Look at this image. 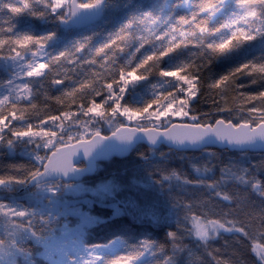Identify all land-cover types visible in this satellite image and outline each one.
Returning a JSON list of instances; mask_svg holds the SVG:
<instances>
[{
  "label": "snow or ice",
  "instance_id": "obj_1",
  "mask_svg": "<svg viewBox=\"0 0 264 264\" xmlns=\"http://www.w3.org/2000/svg\"><path fill=\"white\" fill-rule=\"evenodd\" d=\"M115 7L110 0H0V149L32 165L13 166L22 176L0 177V190L23 186L26 192L7 203L0 198V264H206L193 248L178 243L182 232L214 264H264V0H182L176 7H187L191 15L178 20L169 15L170 0L126 4L123 17L113 21L107 13ZM21 14L52 27L17 30L12 19ZM129 44L135 51L117 68L115 52ZM191 49L199 51L185 57ZM213 60L222 71L209 70ZM205 89L211 108L197 115L194 104ZM38 94L45 107L48 101L60 105L59 113L42 115L34 102ZM73 104L77 110H67ZM223 113L229 116L217 115ZM101 122L114 129L111 136L101 134ZM145 139L152 148L151 155L139 153L148 173L144 201L112 207L142 226L174 223L177 231L166 233L171 253L151 237L132 245L119 226L115 238L88 246V229L102 221L83 205L109 206L121 185L106 181L88 188L83 178L98 160L134 151ZM165 142L179 150L219 143L245 158L218 166L215 153L208 152L202 164H192L189 178L155 161ZM248 153L260 159H247ZM166 160L161 152L160 162ZM166 184L169 194L175 186L192 198L162 211L149 193L163 195ZM89 193L94 200L80 199ZM252 196L260 198L259 211ZM216 204L228 209L222 217ZM237 209L248 223L229 216ZM221 233L247 242L254 259H218L208 246Z\"/></svg>",
  "mask_w": 264,
  "mask_h": 264
},
{
  "label": "trees",
  "instance_id": "obj_2",
  "mask_svg": "<svg viewBox=\"0 0 264 264\" xmlns=\"http://www.w3.org/2000/svg\"><path fill=\"white\" fill-rule=\"evenodd\" d=\"M16 2V0H14ZM110 2L116 7L109 10L107 16L109 19L115 21L123 17L125 13V5L129 3H134L136 5L143 4L147 6L151 0H110ZM173 4V9L169 13V15L174 16L176 20H178L182 16H190L191 13L187 8L181 7L177 8L176 5L181 4L182 0H170ZM199 2V0H197ZM4 15L11 16L12 14L7 13L5 10ZM12 22L15 24L17 30H30L34 33H40L45 31L47 28L52 27L51 24H44L41 21L32 18L26 14H21L18 17H13ZM218 26L210 25V27ZM119 43V42H118ZM98 46V45H97ZM146 48H150L149 45H146ZM109 52V55L112 54V50H106ZM135 51V47L129 44V46L125 47V51L123 53L115 52L117 58V68L120 65H123L127 59V57ZM144 49L141 50L140 53H136V57L140 58L142 53H144ZM198 49H191L190 51L185 52V57L190 56L191 52H198ZM194 58V57H193ZM99 60L100 57H97ZM199 63V60H197ZM99 70V69H97ZM211 72H219L223 69L213 60L210 65ZM205 71V75L207 74ZM107 75V73H105ZM46 88L51 93L50 85L48 81H45ZM204 96H198L194 104V110L197 115L200 114L201 111L207 112L211 108V99L207 96V90L205 89ZM55 95H59V93H54ZM100 98L97 97V100ZM37 103L39 108L41 109V114L44 113H52L58 114L61 110V106L55 104L52 101L47 102V107H45V101L43 99L42 94H38L37 99L34 101ZM87 101L85 100V103ZM26 103V102H25ZM23 106V105H22ZM71 111H76L77 107L75 104L71 106ZM223 115L225 117L229 116V113L217 114ZM35 122V121H34ZM111 131V130H110ZM110 131L103 128L101 129L102 135H109ZM208 152L215 153L214 162L219 166L222 164H226L229 160H239L244 157V154L239 152H228L226 150H214V149H206L197 153H186V152H175L173 150H166L164 153L167 155V160L164 162H160V155L155 153V161L159 164L162 169H175L177 172L187 175L189 178H194V173L192 172V164L198 163L202 164L206 159V154ZM139 153H145L147 155H151V149H148L145 146H137L131 154L125 159H112L109 162L101 163L98 165V170L91 178H86L84 181L88 182L89 185H94L98 182L102 181H113L119 185H121L120 191L117 193L115 199L112 198L108 200L109 206H103L99 203H91L85 206V210L93 216H97L102 222L94 225L90 229H88V233L86 239L88 240V246H91L93 243H103L109 240V238H115L114 233L117 231V226L125 233L126 237L130 240L132 245H136L139 243L140 239L151 237V239L157 242L160 245H164L169 252L172 251L171 242L167 240L166 233L167 231H177L176 225L173 223L171 227L168 226H151L146 227L141 224L135 222L130 215H116L115 209L112 207L113 204L118 203L124 200H136L141 203L144 201V197L142 193L146 190L143 188V185L146 181L148 173L142 170L143 162L139 159ZM247 159H251L252 161H257L260 159L259 153H248L246 154ZM0 161L5 165L10 167L13 166H23L24 168H30L32 165L26 159H20L15 157H10L6 154L5 151L1 152ZM14 168V167H13ZM153 173L156 172L155 168H152ZM219 170L217 168L216 176L219 178ZM153 178L158 179V175H154ZM230 191L233 193L236 192V188L233 186L230 188ZM14 192H17L16 190ZM2 193L13 194L12 192L2 191ZM155 198L158 200L161 210H165L167 208H171L174 203L177 201L183 202L186 198L191 199V193L181 194V190L179 188L173 187L171 194L168 193V186L165 185V193L163 195L156 196V194L149 193V198ZM200 194H197V198H199ZM20 199V198H18ZM251 200L255 206V209L259 211L260 209V198L256 196H252ZM8 200L7 202H9ZM245 210H249L246 208ZM199 211V209H197ZM215 211L221 217L223 213L228 211L226 207L222 204L215 205ZM180 218L182 221L183 211H180ZM229 216L231 218H236L245 223H248V219L245 217L243 212L237 209L234 212H230ZM257 221H252L253 227L250 228V232L254 234V225ZM184 237L182 241H178V243H183L191 248H193L197 254L206 262V264H214L212 259L205 254L203 246L197 247V242L190 239L187 236V233H181ZM247 242H245L246 244ZM245 244H239L235 241V239L227 233H221V235L212 241L209 242L208 251H214V254L218 259L221 260H231L233 262H238L240 260L251 261L254 257L251 255L250 248L246 247ZM219 251H215V250ZM123 254V253H122Z\"/></svg>",
  "mask_w": 264,
  "mask_h": 264
},
{
  "label": "rangeland",
  "instance_id": "obj_3",
  "mask_svg": "<svg viewBox=\"0 0 264 264\" xmlns=\"http://www.w3.org/2000/svg\"><path fill=\"white\" fill-rule=\"evenodd\" d=\"M184 8H187V7H184ZM3 75H4L3 73H0V78H3ZM25 79H37V78H35V77H33V78L25 77ZM129 99H130V97H129ZM82 119H88V117H83ZM119 119L121 121H123V123L125 125H127L129 123V121H127L123 117H119ZM177 119H179V118H177ZM140 122L141 121H133V123H140ZM143 123L148 124L147 121H143ZM98 127H100V130L103 129V128L107 129L108 131L111 130L109 134H111L112 131L114 130L113 128H109V125L106 124V123H103V122H101L98 125ZM69 130L72 131L73 135L76 134L75 125H72V127ZM3 151L6 152L5 149H0V155H1V152H3ZM164 151H165V149L161 147V148H159L157 150V154L160 155V153L161 152L164 153ZM10 157H15V158H20V159H26V158L20 156L19 154L15 155V156H10ZM22 175H23V172L22 171L21 172H17V171L14 170L13 167H10L8 165H5L3 162L0 161V177L22 176ZM103 182H106V181L98 182V183H96L94 185H89L88 182H86V181L83 180V183L85 184V187H88V188H94V187H96V185L101 184ZM15 188H16V191L17 192H12L13 194H8L7 193V195L5 193H2V190H0V198H2V202L7 203V201L8 200H11L13 197L16 198V199H18V198L22 199L23 197H25L26 192H25V188L23 186H15ZM80 199L91 201V200H94L95 198L92 197L91 194L89 193V194H85L84 196L80 197ZM109 199H111V198H109ZM89 204H91V203H89ZM89 204L83 205V210L85 212H87L85 210V206H87ZM73 223H75V221H73ZM37 228H39V225H37Z\"/></svg>",
  "mask_w": 264,
  "mask_h": 264
},
{
  "label": "water",
  "instance_id": "obj_4",
  "mask_svg": "<svg viewBox=\"0 0 264 264\" xmlns=\"http://www.w3.org/2000/svg\"><path fill=\"white\" fill-rule=\"evenodd\" d=\"M111 134H112V133H111ZM111 134H109L108 136H111ZM140 145L145 146V147H147L148 149H151V148H152V146L148 144V142H147L146 139H145L142 143L138 144L137 146H140ZM161 147L164 148V149H166V150H173V151H175V152H186V153H197V152H200V151H202V150H206V149L226 150V151H228V152H236V151H233V150L228 149L225 145H221V144H219V143H217V144H212V145H207V146L204 147L203 149H198V148H195V149H194V148H191V147H189V148L186 149V150H179V149H176L175 147H172V148L170 149V146H169V144H168L167 142H165V143L159 145L158 149L161 148ZM131 152H132V151H131ZM131 152H128V153H113V154L107 156L106 158H103V159L98 160V161L96 162V168H95V170H94L92 173L88 174L86 177H84L83 180H84L85 178H91V177H93L94 174L96 173L97 166H98L99 164L109 162V161H111L112 159H120V160H121V159H125V158H127V157L131 154ZM78 166H79V167H84V163H80Z\"/></svg>",
  "mask_w": 264,
  "mask_h": 264
}]
</instances>
